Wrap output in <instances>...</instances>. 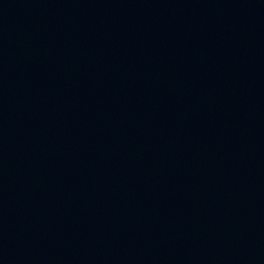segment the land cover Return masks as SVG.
<instances>
[{"label": "water", "instance_id": "95a60500", "mask_svg": "<svg viewBox=\"0 0 264 264\" xmlns=\"http://www.w3.org/2000/svg\"><path fill=\"white\" fill-rule=\"evenodd\" d=\"M0 264H264V0H0Z\"/></svg>", "mask_w": 264, "mask_h": 264}]
</instances>
